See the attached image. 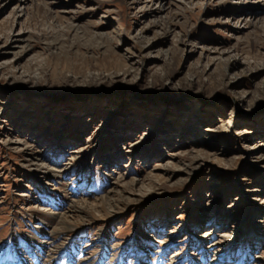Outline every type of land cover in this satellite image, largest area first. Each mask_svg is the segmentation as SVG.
I'll return each mask as SVG.
<instances>
[{
    "label": "rangeland",
    "instance_id": "rangeland-1",
    "mask_svg": "<svg viewBox=\"0 0 264 264\" xmlns=\"http://www.w3.org/2000/svg\"><path fill=\"white\" fill-rule=\"evenodd\" d=\"M44 262L264 264V0H0V264Z\"/></svg>",
    "mask_w": 264,
    "mask_h": 264
},
{
    "label": "bare ground",
    "instance_id": "bare-ground-1",
    "mask_svg": "<svg viewBox=\"0 0 264 264\" xmlns=\"http://www.w3.org/2000/svg\"><path fill=\"white\" fill-rule=\"evenodd\" d=\"M110 200H108L107 198H103L101 197L100 201L99 202H96V203H93L91 205H89L91 208L93 209H96V208H102L104 206L106 207H109L110 204ZM88 204H79L78 206L77 205H73L72 208H71V211L72 213L74 212H78L82 206H86ZM111 207V206H110ZM76 224H73L71 222H68L67 221V218L65 217H61L60 218V226H59V229L57 228L58 232L61 233V232H65V231H69L73 228V226H75ZM44 252V251H43ZM42 260V259H41ZM43 261V260H42ZM79 261V260H78ZM45 263V262H44ZM46 264V263H45ZM97 264V263H96Z\"/></svg>",
    "mask_w": 264,
    "mask_h": 264
},
{
    "label": "trees",
    "instance_id": "trees-1",
    "mask_svg": "<svg viewBox=\"0 0 264 264\" xmlns=\"http://www.w3.org/2000/svg\"><path fill=\"white\" fill-rule=\"evenodd\" d=\"M87 97H83L82 99H86Z\"/></svg>",
    "mask_w": 264,
    "mask_h": 264
}]
</instances>
